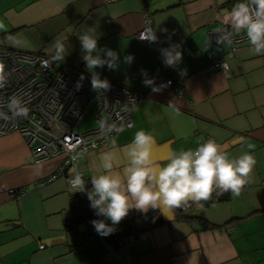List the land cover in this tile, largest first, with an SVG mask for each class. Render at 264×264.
Here are the masks:
<instances>
[{"label":"crops","instance_id":"crops-1","mask_svg":"<svg viewBox=\"0 0 264 264\" xmlns=\"http://www.w3.org/2000/svg\"><path fill=\"white\" fill-rule=\"evenodd\" d=\"M238 2L0 0L3 47L40 51L56 59L53 42L60 38L65 51L58 61L90 73L78 36L94 27L99 47L119 53L116 70L105 66L96 71L144 95L132 114L133 127L112 138L121 167L122 150L139 130L154 135V158L161 166L167 150L195 149L207 138L230 157L253 144L256 161L250 183L237 197L224 193L227 198L189 202L187 209L166 210L167 215L159 209L146 214L132 209L112 234L102 236L91 224L95 218L73 215L75 189L66 175L39 185L58 169L62 157L35 163L21 134L0 136V264H264V54H255L250 42L232 51L209 34L222 26V14ZM146 14L153 19L160 48L136 37ZM10 37L27 46L12 45ZM171 45L183 52L176 67H166L161 55ZM127 55L134 56L131 64L123 62ZM217 60L227 61L228 75L207 70ZM145 77L157 85L168 78L174 83L153 92ZM111 140L106 149L83 152L78 167L87 177L101 174L99 156L112 149ZM18 188L29 192L13 190ZM119 235L126 247L113 244Z\"/></svg>","mask_w":264,"mask_h":264},{"label":"clouds","instance_id":"clouds-1","mask_svg":"<svg viewBox=\"0 0 264 264\" xmlns=\"http://www.w3.org/2000/svg\"><path fill=\"white\" fill-rule=\"evenodd\" d=\"M228 22L233 32H246L255 54H264V0H240L231 9ZM2 28L4 25L0 23V29ZM78 38L83 52L82 59L91 73V88L97 91L110 89L109 80L101 79L96 69L107 66L109 70H116L121 62L119 53L108 47H99L94 27H89ZM9 40L14 46H27L26 41L11 37ZM157 40L154 31L150 42ZM225 42H231L229 35L218 30L217 45ZM53 47L56 59L63 60L65 47L62 40L56 38ZM161 55L166 67H176L183 59L179 45L161 49ZM133 60L134 56L127 55L123 62L131 64ZM183 74L182 72L181 75ZM6 82L5 68L0 64V87ZM144 84L151 87L153 92L167 87V84L157 85L154 79L148 77H145ZM76 86H81L79 81ZM7 107L11 115L0 111V120H15L26 118L28 115L26 104L21 99L13 98ZM169 107L175 110L174 105L169 104ZM175 111L179 114L178 110ZM99 124L101 138L108 137L114 131L124 130L116 129L103 120ZM156 143L152 133L137 131L131 143L122 150L125 163L121 167L117 159L119 149L116 140L112 139V149L102 152L99 156L102 172L91 176V189L87 187L88 181L86 182L81 174L74 175L71 180L72 188L75 192L86 193L96 216L105 218L91 221L98 234H112L115 226L126 218L132 209L145 214L150 209H159L167 215L166 210L181 208L189 202L207 201L212 198L213 193L220 196L230 192L233 197H237L251 181L256 163L252 154L255 148L253 144H248V151L236 157H230L224 147L214 140H208L195 149L179 152L169 149L163 156L165 163L161 166L154 158ZM83 156V152H77L72 159L79 161ZM108 220L111 221L110 224L107 223Z\"/></svg>","mask_w":264,"mask_h":264},{"label":"built area","instance_id":"built-area-1","mask_svg":"<svg viewBox=\"0 0 264 264\" xmlns=\"http://www.w3.org/2000/svg\"><path fill=\"white\" fill-rule=\"evenodd\" d=\"M230 12L231 10L222 14V26L210 30L209 34L215 42L218 30L228 34L231 42L225 44L235 51L239 45L249 41L246 32H233L228 22ZM153 32V19L146 14L145 25L137 32L136 37L141 42L160 48L159 39L150 42ZM0 64L4 65L7 80L6 84L0 87V111L8 113L7 106L13 98L21 99L28 109L26 118L0 120V136L13 132L21 134L35 163L62 157L58 169L41 180L39 185L66 175L71 186L74 175L81 174L85 181H88L87 187L91 189L90 178L80 171L78 161H74L72 156L77 152L107 148L110 140L119 132L114 131L108 137L101 138V120L116 129L133 127L132 114L141 104L144 95L108 78L110 89L93 90L90 84L91 73L63 66L50 54L40 51L14 50L0 45ZM227 67L228 63L224 60L213 61L206 66L209 71L221 69L228 75ZM178 74L181 78V73ZM78 81L81 85L79 88L76 86ZM173 83L174 78H168L161 84H167L169 87ZM92 108L95 125L81 130L83 119ZM208 140L212 139L207 138ZM21 190L23 194L29 192L28 189ZM71 204L76 218H99L90 207L86 193L74 191ZM188 207L189 204H186L180 209L183 211ZM113 244L126 247L125 238L119 235L113 239ZM41 247L44 245L41 244Z\"/></svg>","mask_w":264,"mask_h":264},{"label":"rangeland","instance_id":"rangeland-1","mask_svg":"<svg viewBox=\"0 0 264 264\" xmlns=\"http://www.w3.org/2000/svg\"><path fill=\"white\" fill-rule=\"evenodd\" d=\"M94 109H90L89 113L85 116V118L83 119V122L80 126L81 130H85L89 127H93L95 125V118L93 115Z\"/></svg>","mask_w":264,"mask_h":264},{"label":"trees","instance_id":"trees-1","mask_svg":"<svg viewBox=\"0 0 264 264\" xmlns=\"http://www.w3.org/2000/svg\"><path fill=\"white\" fill-rule=\"evenodd\" d=\"M234 5V4H233ZM63 66L65 65V64H62ZM80 71H83L84 72V70H80ZM90 183H91V178H90ZM21 188H18V189H14L16 192H19V190H20ZM228 196H227V194H223V195H220V196H212V198L211 199H209V200H207L206 201V204H208V203H210L212 200H214V199H224V198H227ZM182 218H183V216H181ZM181 218V219H182Z\"/></svg>","mask_w":264,"mask_h":264}]
</instances>
